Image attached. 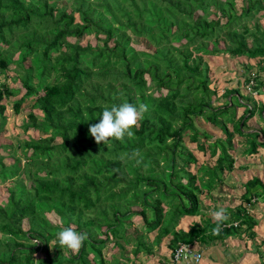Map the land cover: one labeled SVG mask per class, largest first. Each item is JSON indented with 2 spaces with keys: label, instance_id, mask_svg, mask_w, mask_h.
Masks as SVG:
<instances>
[{
  "label": "trees",
  "instance_id": "trees-1",
  "mask_svg": "<svg viewBox=\"0 0 264 264\" xmlns=\"http://www.w3.org/2000/svg\"><path fill=\"white\" fill-rule=\"evenodd\" d=\"M88 35L94 43L80 45ZM204 55L244 57L246 95H264V0H0V76L12 63L10 80L17 82L0 79V132L6 103L15 114L25 109L19 135L0 143V182L9 181L0 200V264H118L103 250L128 246L132 258L150 255L142 238L152 231L156 243L169 236L170 257L178 243L254 242L249 210L264 199L256 176L242 183L233 209L224 206L229 220L218 235L213 219L201 216L176 228L183 216L212 212H199V195L232 170L228 122L236 117L238 135L256 132L242 127L254 108L236 115L245 106L238 87L218 93L210 86ZM124 101L149 108L134 137L98 145L89 126ZM257 101L263 110L264 100ZM197 118L220 130L207 147L202 140L210 136L198 130ZM30 128L39 135L19 139ZM184 135L216 155L211 165L189 170L196 159ZM263 144L261 133L246 153ZM136 151V159H120ZM67 226L88 235L78 253L59 247L56 234ZM253 248L256 264H264V238Z\"/></svg>",
  "mask_w": 264,
  "mask_h": 264
},
{
  "label": "rangeland",
  "instance_id": "rangeland-1",
  "mask_svg": "<svg viewBox=\"0 0 264 264\" xmlns=\"http://www.w3.org/2000/svg\"><path fill=\"white\" fill-rule=\"evenodd\" d=\"M69 41H71L70 38H68ZM88 39L91 43H94V38L92 36L88 35L83 37L79 40L80 45H84L86 42L85 40ZM137 48H143L144 46L142 44L136 45ZM14 57V56H13ZM203 60L206 62L208 68H209V75H210V86L214 88L215 90L220 93L224 87H238V91L241 93L240 97L241 100H239L241 103L245 104V106H242L240 109H236V115H239L241 112V109L246 108H254L255 112L254 115L249 118L246 121V124H244L243 131H256L255 133H250L247 135H238L235 132L236 124L239 125V123L236 121V117L233 122H228V130L232 132L233 138L232 141V149L229 150V153L232 156L233 164H232V170L223 172L222 179L216 182V186L213 190H211L209 193L206 194H200L199 199L200 203L198 206L199 212H209V210H216L217 208L228 206L233 207L237 203H239L240 199L237 197L241 191H243V185L242 183L250 178L251 176H256L259 179L264 181V144L262 147H258L256 152L253 154H247V150L249 148V142L251 140H261V133H264V119L262 118V113L264 111L260 110L258 106L257 100H264V95L259 96L258 93H254V91H251L250 96L248 97L246 94L248 88H245L246 86L243 85L241 82V66L240 63L244 60H246L244 57H228L227 55H221V56H215V55H204ZM249 63L253 64V59L247 60ZM24 65H27L26 62H24ZM13 67V64L10 63L8 65V70L5 72V76H0L1 80H4L7 84H9L11 87H17V82H11L10 78L14 75V72L11 70ZM262 89V88H261ZM23 89H19L18 94L22 93ZM256 101H254L255 99ZM234 99V98H232ZM222 101V98L214 101L212 104L216 105L219 104ZM233 103L235 101L233 100ZM25 106V103L22 105V107ZM26 107V106H25ZM235 104L232 106L230 113H234ZM6 115V122L4 125L5 130H2L0 132V143L8 142L10 137L12 135H19L20 133V120L22 119L25 109H21V111L17 114H15L11 110L10 103H6V109L4 111ZM196 127L200 132L205 131L208 133L210 138H204L202 141H204V147H207V144L210 142V140L215 139L220 135V130L218 127H215L211 125L209 122H205L200 118L196 119ZM250 127V128H248ZM249 129V130H247ZM5 131V132H4ZM39 134L34 129H28L24 134H20L19 139L21 140H28L30 138H36ZM201 139V138H199ZM182 144L185 146V149L189 151L194 158L196 159V164L190 163L189 164V170L195 171V166L197 164H204L208 163L209 165L212 164L213 160L215 159L216 155L209 156V152L207 148H204L203 151L197 149L194 146L193 142L188 141V138L186 135H184ZM1 153H5L0 149ZM7 161H10L8 159ZM22 163V160L20 161ZM7 180H4L3 182H0V200H4L5 194H6V186L8 185ZM121 183V182H120ZM119 183V184H120ZM207 199H210L209 203L207 204ZM214 202V203H213ZM113 204H115V201H112ZM102 208V207H101ZM107 208L110 209V206L108 205ZM107 209V210H109ZM211 213V212H210ZM210 213H207L205 215H198V216H185L181 218L180 222L177 224V227H181L183 229L186 228V225L189 222L197 221L199 216L203 218H212ZM51 221H53L52 218H50ZM258 230L260 233L264 232V224L263 219L260 221ZM156 231H152L148 234L143 235V240H145L147 243H149L151 254L147 255L143 252H138L137 255L132 258L131 254L129 252L128 246H126L125 250L120 249L117 245L108 248L106 251L103 250V256L106 261H115L118 260V264H165V257H170L169 252L166 248L165 243L168 240V236L160 238L158 243H156V240L154 238V234ZM121 243V240L119 241ZM229 242L228 240H225L223 242L214 241L211 242L208 245H205V247H202L204 250L201 253V258L203 254H206L205 256H215L219 255V253L216 251L217 245L218 246H224V243ZM235 244H231V252H235ZM249 244V241H248ZM210 246H214L213 249ZM201 249V248H198ZM223 252L220 248V253ZM249 253V252H248ZM112 255L114 256L112 258ZM126 256V257H125ZM233 258H235L234 255H232ZM248 257H251V254H248ZM171 259V257H170ZM172 261V260H171ZM206 261L205 258H202L200 261V264L204 263ZM252 261V260H251ZM248 262V261H247ZM171 264V263H170ZM224 264V262H223ZM226 264H228L226 262ZM231 264V263H229ZM236 264H241L240 261H238ZM251 264H253L251 262Z\"/></svg>",
  "mask_w": 264,
  "mask_h": 264
},
{
  "label": "clouds",
  "instance_id": "clouds-1",
  "mask_svg": "<svg viewBox=\"0 0 264 264\" xmlns=\"http://www.w3.org/2000/svg\"><path fill=\"white\" fill-rule=\"evenodd\" d=\"M148 110V105L145 103L133 104L127 101L119 105L114 104L110 108L105 107L98 122L89 126V133L98 145L101 143L107 145L110 139L118 141H123L125 137L131 139L134 137L132 129L144 119ZM137 156H139L138 151L131 154L123 153L120 159L133 160ZM210 215L216 224V227L211 229V233L218 235L222 230L221 226L229 220V215L223 207L213 210ZM56 236L59 247L67 248L72 253H78L83 243L88 239L86 232H79L72 226L62 227ZM37 243L39 242L37 241Z\"/></svg>",
  "mask_w": 264,
  "mask_h": 264
},
{
  "label": "crops",
  "instance_id": "crops-1",
  "mask_svg": "<svg viewBox=\"0 0 264 264\" xmlns=\"http://www.w3.org/2000/svg\"><path fill=\"white\" fill-rule=\"evenodd\" d=\"M239 194H238V196H239ZM209 201H210V199H207V204L209 203ZM233 207H231V208L228 207V208L229 209H233ZM249 211H250V213H253L252 216H253V218L256 221V225L254 226V231H255V236L253 238L254 239L253 240L254 242H252L251 240H249L248 238H245V237H243L242 239H231V238H227L226 240H228L229 242L224 243V246H221V245L218 246L219 243L217 245V249L216 248H213L214 246H210L211 248L216 249V251L219 253V255H216L215 256V254H214V256H211V258H210L209 257L210 255L206 257L205 256L206 254H203L202 258H205L206 261L204 263H202V264H223V262H224V264H226V262L228 264L229 263L236 264L238 261H240L241 264H251V262L253 264H256L257 263L256 255L253 252L254 251L253 246H254L255 243H259L264 238V232L263 233H260L258 230H256L257 228H259V225L261 223L260 221L262 219H263V224H264V199L258 198L257 201H256V203H255V207L253 209L251 208V210H249ZM183 217H185V216H183ZM183 217H181V218H183ZM191 217H194V216H191ZM181 218L179 219L178 223L180 222ZM190 223L191 222H189L186 225V228L185 229H183L181 227H177V225H176V228H181L182 230H186L188 228V225ZM248 241H249V244H248ZM234 243H237V244H235V246H236L235 249L236 250H235V252H231L230 251L231 250L230 246H231V244H234ZM202 247H205V245L202 246ZM222 247H223V252L220 253V248L222 250ZM193 248L195 250H197L198 252H203L204 251L202 248L201 249H198L199 247L197 245L193 246ZM248 254H251V257H248ZM232 255H234L235 258H233ZM202 258L200 257V259H199L198 262H187V263H183V262H173V261H171V259H170L169 256L166 257V258H164V260H165V264H170V263L171 264H200V261H201Z\"/></svg>",
  "mask_w": 264,
  "mask_h": 264
},
{
  "label": "built area",
  "instance_id": "built-area-1",
  "mask_svg": "<svg viewBox=\"0 0 264 264\" xmlns=\"http://www.w3.org/2000/svg\"><path fill=\"white\" fill-rule=\"evenodd\" d=\"M201 257L200 252L193 246L185 243H178L172 251L171 259L173 262H198Z\"/></svg>",
  "mask_w": 264,
  "mask_h": 264
}]
</instances>
